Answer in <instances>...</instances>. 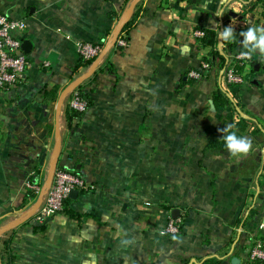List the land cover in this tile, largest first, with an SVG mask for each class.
<instances>
[{"label":"crops","instance_id":"0c3cea01","mask_svg":"<svg viewBox=\"0 0 264 264\" xmlns=\"http://www.w3.org/2000/svg\"><path fill=\"white\" fill-rule=\"evenodd\" d=\"M131 1L0 0L2 13L25 19L21 38L31 43L24 80L0 89V252L10 264H200L208 257L256 264L247 257L264 216L239 223L257 181L250 179L254 146L234 157L207 145L240 117L263 123L264 63L252 71L251 59L244 82L230 86L192 31L214 30L222 50L224 27L244 15L255 27L258 0H139L126 46L109 47L73 72L75 42L111 37ZM234 31L228 61L245 50ZM202 62L209 64L204 75L188 76ZM94 64L80 83L94 75L84 87L90 104L70 129L67 88ZM53 87L49 101L44 92ZM218 90L231 103L214 106ZM53 163L94 188L37 223L35 198L22 200L27 183L47 185ZM174 211L180 232L167 236Z\"/></svg>","mask_w":264,"mask_h":264},{"label":"built area","instance_id":"2783aa9c","mask_svg":"<svg viewBox=\"0 0 264 264\" xmlns=\"http://www.w3.org/2000/svg\"><path fill=\"white\" fill-rule=\"evenodd\" d=\"M234 22V21H233ZM252 18L242 16L237 22L231 23L236 32L247 29L252 24ZM25 19L21 17H8L0 12V89H10L22 82L25 78L26 71L30 67V62L26 58L20 45L22 42L21 35L26 29ZM195 38L200 39L204 32L200 29L192 31ZM110 37H107V42ZM106 42V43H107ZM114 42L122 47L126 46L124 35L115 38ZM98 43L88 41H76L75 51L79 57L87 60L96 57L101 51ZM240 52L235 53L231 60L228 61L227 68L224 70V79L228 85L238 86L245 80L246 67L249 68L251 59H243ZM45 63L44 66H47ZM209 68L208 62H202L198 69L188 71V76L194 79H200L204 72ZM74 88L73 90H75ZM72 90V91H73ZM68 105L80 113L86 111L88 105L82 99L78 92H73L68 101ZM27 188L35 193V201L41 194L40 203L35 211V221L43 223L50 216L61 212L64 200L69 197L71 190L90 191L94 188L91 183H87L79 174L58 169L57 167L51 174L49 182L43 188L37 183H27ZM180 217L169 216L163 233L167 236H175L180 232ZM248 261L250 263L264 264V223L260 222L257 226V232L254 233L252 244L248 251Z\"/></svg>","mask_w":264,"mask_h":264},{"label":"trees","instance_id":"16d2710c","mask_svg":"<svg viewBox=\"0 0 264 264\" xmlns=\"http://www.w3.org/2000/svg\"><path fill=\"white\" fill-rule=\"evenodd\" d=\"M139 5H136V7L134 8L133 12L131 13L129 19L124 23V25L121 28L120 33L118 34L117 38L121 37L122 35H127L130 31V29L132 28V26L135 24L136 20L138 19V17L141 14L142 9L140 7H138ZM1 12V11H0ZM109 16L112 18L114 17V13H109ZM9 17V16H8ZM198 29L202 30L204 32V35L200 38V44L203 47H209V55L211 58V63H215L216 64V68L217 69H223V71L227 68L228 65V59H227V52H231L235 49L236 47V43H237V34L234 40L232 41H224V48L222 50H219L217 48V39H216V32L214 30L211 29H206L204 27H198ZM124 39L127 41V36L124 37ZM107 42V37L104 39H102L98 43L101 47H104L105 44ZM111 49L117 50V51H121L124 47L117 45L116 42H114L111 46ZM224 50V52H223ZM226 51V52H225ZM95 58V57H94ZM94 58L91 59H83L81 57H78V61L75 63L72 71L75 72L79 67H87L91 64V62L94 60ZM255 64V63H254ZM252 71H254V69L252 68ZM94 75H92L88 80H86L84 83L78 85L76 87L75 90L71 91V93L69 94L70 97L72 96L73 92H78L79 96L84 99L87 103V105L90 104V99L88 94L86 93V91L84 90V87L86 85H88L89 82H91L93 80ZM231 86V85H230ZM44 96L47 100L52 101L56 98L57 96V88L53 87L50 90H47L44 92ZM231 103L230 97L226 96L225 93H223L222 91H217L216 94L214 95V106H225L226 104ZM82 113L78 112L77 110L71 108L68 104L65 108V117H66V124L68 126V128H72L74 120L78 117L81 116ZM248 118L245 117H240L238 119V121H236L233 124V128L232 131H235L237 136H244L247 127H248ZM259 130V127L257 128ZM207 148H226L225 146V142L224 139L222 138L221 140H216L213 141L212 143L207 145ZM58 169H63L62 167H58ZM262 170L264 171V155H263V159H262ZM75 172V171H72ZM76 173V172H75ZM32 199L35 198V193L28 189L26 195L24 196L22 203H25L28 199ZM67 201H69V197H67L64 200L63 205L65 206V204L67 203ZM65 207H63L62 211L64 210ZM67 214L69 216H73V217H78L76 214L71 213L69 210L67 211ZM248 215L246 217H243L239 220V223L244 226L245 222L247 221L248 216H253L256 213V209L254 208H250L248 211ZM263 222V221H262ZM3 243L5 244L6 241H3ZM0 258H1V264H10L9 260L5 262L4 260V256H3V252H0ZM220 260L216 257H208L206 259H204L200 264H219Z\"/></svg>","mask_w":264,"mask_h":264},{"label":"rangeland","instance_id":"374dc122","mask_svg":"<svg viewBox=\"0 0 264 264\" xmlns=\"http://www.w3.org/2000/svg\"><path fill=\"white\" fill-rule=\"evenodd\" d=\"M258 3V8L254 10V12H256V14L258 15L255 20V27L264 25V0H258ZM251 59L253 63H251V67L253 69L254 65L257 62L264 63V57H261L256 53L254 56H252ZM246 117L250 119L248 121V127L244 136L251 140V145L254 146V150L250 151L249 154L252 157H255V159L257 160L255 167L253 166L250 168V179H257V181L256 183H252L251 185L253 187L254 192L249 201L250 206L248 209L254 208L256 209V213H258L259 211V213H262V216H264V171L262 170V159L264 155V117H260L263 123H261L260 121H254V119H252L254 118V114H250ZM258 127L259 130L257 129ZM248 236L249 234H247V237Z\"/></svg>","mask_w":264,"mask_h":264},{"label":"clouds","instance_id":"9594fccd","mask_svg":"<svg viewBox=\"0 0 264 264\" xmlns=\"http://www.w3.org/2000/svg\"><path fill=\"white\" fill-rule=\"evenodd\" d=\"M219 36L222 41L227 42L234 40L236 33L230 25L224 27L223 31H220ZM239 36L243 38L240 44L245 49L240 52L241 58L251 59L254 53L264 57V25L257 27L249 26L247 30L239 32ZM232 128L233 125L229 124L218 130L224 133L223 139L227 150L234 157L248 153L252 147L251 140L246 137L237 136L236 132L232 131Z\"/></svg>","mask_w":264,"mask_h":264},{"label":"water","instance_id":"95a60500","mask_svg":"<svg viewBox=\"0 0 264 264\" xmlns=\"http://www.w3.org/2000/svg\"><path fill=\"white\" fill-rule=\"evenodd\" d=\"M139 0H132L129 7L127 8L123 18L119 21V23L117 24V27L116 29L113 31V34L112 36L110 37L109 41L105 44V46L103 47L101 53L103 54L105 51L108 50V48L111 46V42L115 40V38L118 36V34L120 33L121 31V28L122 26L124 25V23L129 19L131 13L133 12V9H134V6L136 5V3L138 2ZM30 45L31 43L28 41V40H23L21 42V49L22 51H24V53H27L29 51V48H30ZM102 54L100 56H102ZM94 67H95V64L92 65L91 69L89 70V72L86 74V75H83L82 77L78 78V79H74L68 86L67 88V91H72L74 88H76L82 81L83 79L89 77L91 75V73L93 72L94 70ZM256 68H257V65H256ZM56 168V163H53L52 166H51V174L52 172L54 171V169ZM78 193V190L76 189H73L70 191L69 193V197L70 198H75L76 195ZM40 200H41V194L37 197L36 201H35V204H34V210L36 211L39 203H40ZM178 213L177 211H174L173 212V217L176 218L178 217ZM263 223H264V220H263Z\"/></svg>","mask_w":264,"mask_h":264}]
</instances>
